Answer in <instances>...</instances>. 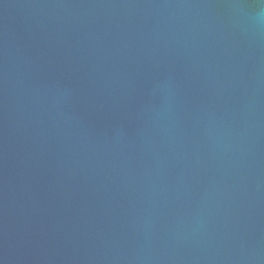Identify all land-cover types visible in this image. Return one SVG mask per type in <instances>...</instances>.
Returning a JSON list of instances; mask_svg holds the SVG:
<instances>
[{
  "label": "water",
  "instance_id": "1",
  "mask_svg": "<svg viewBox=\"0 0 264 264\" xmlns=\"http://www.w3.org/2000/svg\"><path fill=\"white\" fill-rule=\"evenodd\" d=\"M0 264H264V0H0Z\"/></svg>",
  "mask_w": 264,
  "mask_h": 264
}]
</instances>
